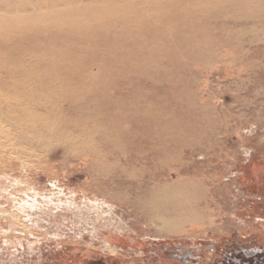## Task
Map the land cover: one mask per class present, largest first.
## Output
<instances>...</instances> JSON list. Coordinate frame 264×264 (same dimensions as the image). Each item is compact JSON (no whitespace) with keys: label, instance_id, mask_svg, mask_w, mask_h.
<instances>
[{"label":"rangeland","instance_id":"obj_1","mask_svg":"<svg viewBox=\"0 0 264 264\" xmlns=\"http://www.w3.org/2000/svg\"><path fill=\"white\" fill-rule=\"evenodd\" d=\"M257 1L240 9L211 0L173 28L156 20L158 9L145 10L140 24L123 6L95 9L85 26L65 15L0 22V92L63 87L107 100L109 110L120 104L128 134L124 160L101 170L88 151L63 141L0 146V264H177L174 249L264 234V0ZM66 2L49 0L59 10ZM110 26L108 41L93 36ZM48 79L52 87L37 84ZM161 125L167 136L150 141L156 131L148 128ZM185 178L198 185L193 204L204 217L159 233L147 218L153 186Z\"/></svg>","mask_w":264,"mask_h":264},{"label":"bare ground","instance_id":"obj_2","mask_svg":"<svg viewBox=\"0 0 264 264\" xmlns=\"http://www.w3.org/2000/svg\"><path fill=\"white\" fill-rule=\"evenodd\" d=\"M70 1L71 3L66 2L59 10L58 5L51 6L49 0H0V22L4 23L11 19V21L14 20V22H19L22 25H29L31 20H51L52 18L60 20V16L65 15L64 20H67L66 23L85 26L91 20L90 12L95 11V9L100 10L101 7L110 10L115 9V6H117L119 10L124 9L125 12L133 13L137 20L141 21L140 24L147 22L145 21L146 18H142V13L145 10L158 9L161 15L156 20L165 21L169 28L170 26L173 28V23L179 25L187 20L190 21L191 14L188 11L198 8L196 5L205 8V4L211 0H105L101 4L96 3L94 5L77 4L78 0ZM222 4L245 9L248 6H257L258 1L216 0V6ZM43 8L46 9L45 12H42L41 9ZM79 12H83V16L76 17ZM162 21L161 23H163ZM115 29L116 27L110 26L109 33H105L103 30L93 36L106 42L114 34ZM164 29V27L161 28V31ZM158 36L162 37L161 33ZM171 37L172 39L176 38L174 31ZM2 46L0 44V47ZM54 63L56 61L52 62L51 65H54ZM45 82L38 80L37 84H53L52 79ZM50 86L52 87V85ZM62 88L54 91L57 88L50 90L51 88L48 89L47 87L46 90H41V92L28 94H4L0 92V130L2 129L3 132L0 135V146H5L4 144L7 142L16 141L15 143L19 144L31 143L39 148L45 143L63 141L71 148L88 151L90 159H92L91 164L99 165L100 170L104 169V162L110 159L117 160L119 156H122L124 160V156H126L124 153V136H128V134L124 131V111L120 104L118 106L110 105L112 110H109L110 102L107 100L89 99L87 97L89 94H80L73 89L67 90L64 88L62 90ZM151 129L156 132L149 135L150 141L156 142L167 136L168 130L164 125L148 128V130ZM138 132L142 131H130L129 133ZM182 132L185 140L191 141L194 138L192 131L183 128ZM174 134L177 138L181 136L177 127ZM171 135L173 136L172 131ZM165 156L164 158H166ZM129 162L131 161L125 163ZM199 192L198 185L190 178H185L178 184L177 181L176 184H155L150 199L146 203L149 213H147V218L158 221L159 233L181 232L185 223L195 222L204 217L193 204L198 199Z\"/></svg>","mask_w":264,"mask_h":264},{"label":"flooded vegetation","instance_id":"obj_3","mask_svg":"<svg viewBox=\"0 0 264 264\" xmlns=\"http://www.w3.org/2000/svg\"><path fill=\"white\" fill-rule=\"evenodd\" d=\"M177 264H264V234L235 236L199 249L172 250Z\"/></svg>","mask_w":264,"mask_h":264}]
</instances>
